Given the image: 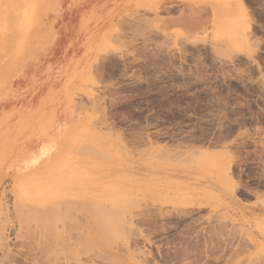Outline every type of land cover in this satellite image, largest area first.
Segmentation results:
<instances>
[{
	"label": "rangeland",
	"instance_id": "1",
	"mask_svg": "<svg viewBox=\"0 0 264 264\" xmlns=\"http://www.w3.org/2000/svg\"><path fill=\"white\" fill-rule=\"evenodd\" d=\"M166 1L0 0V264H264V0Z\"/></svg>",
	"mask_w": 264,
	"mask_h": 264
},
{
	"label": "crops",
	"instance_id": "2",
	"mask_svg": "<svg viewBox=\"0 0 264 264\" xmlns=\"http://www.w3.org/2000/svg\"><path fill=\"white\" fill-rule=\"evenodd\" d=\"M163 11L158 21L160 29L177 30L189 38L201 37L211 26H220L223 20L221 8L204 0H167Z\"/></svg>",
	"mask_w": 264,
	"mask_h": 264
},
{
	"label": "bare ground",
	"instance_id": "3",
	"mask_svg": "<svg viewBox=\"0 0 264 264\" xmlns=\"http://www.w3.org/2000/svg\"><path fill=\"white\" fill-rule=\"evenodd\" d=\"M219 10V9H218ZM218 12V14H219V11H217ZM155 18V17H154ZM11 20V19H10ZM49 146H52L51 144L49 145H45L44 146V148L41 150V153H40V157H42V160L45 162V163H48V162H51V160L53 161V159H55V157L57 156V153H58V149L59 148H54L53 149V147H49ZM53 149V150H52ZM53 151H56V153H54ZM34 165H30V166H28V168H27V166L25 167V168H23V169H18L17 170V172H16V179L20 182V183H26V182H31V181H33L34 179H36V177H37V175L39 174V173H37V171L34 169ZM42 178H43V175H42ZM54 194H56V196L54 195L53 197H55V198H53V199H59L60 201H61V206H52V208H55V210L54 211H52L51 213H49V214H45V213H47V211L46 212H44L43 211V215H41V217H39L40 219L42 218L43 220H40L39 219V223L41 224L42 223V225H43V228H44V223H46V224H49L50 225V227H51V230L53 229V232H51V234L50 235H53L52 233H54V235H55V237H53V239H56V238H58V237H56V232L57 233H59V230H57V228L56 227H58V224L61 226V224H62V227L61 228H65L66 227V222H65V220L63 219V212L61 211V209H63V207L65 206V208H68V203L67 202H69L70 204H73V200H70V199H67V196H66V190H61V191H59V192H57V193H54ZM29 203H31V202H29ZM57 204H59V202L57 203ZM54 205V204H53ZM77 206H79V205H77ZM25 207V206H24ZM31 207H35V206H31ZM44 208V207H43ZM40 209H42V208H40ZM42 210H44V209H42ZM45 210H46V208H45ZM51 211V210H50ZM38 213V212H37ZM86 214V213H85ZM38 215V214H37ZM82 216V215H81ZM88 217H90V218H94V216H92L91 214H86L85 215V219H87ZM23 219H25V218H23ZM22 219V220H23ZM36 221V220H35ZM24 222H25V220H24ZM38 222V221H37ZM61 222V223H60ZM97 222V221H96ZM39 223H36L35 222V224H39ZM39 224V225H40ZM42 225H40L41 227V229H43L42 228ZM30 227V226H29ZM38 226H36V228H37ZM0 229H1V227H0ZM38 229V228H37ZM41 229H39L40 231H41ZM55 229H56V231H55ZM65 230V229H64ZM38 230H36V232H37ZM45 231H47V230H45ZM44 231V232H45ZM61 231V230H60ZM46 233V232H45ZM44 233V234H45ZM48 234H49V232H47ZM62 232H60L59 234L61 235V236H63L62 234H61ZM47 234V235H48ZM37 235V234H36ZM35 235V236H36ZM49 235V236H50ZM53 235V236H54ZM83 235V234H82ZM35 236H34V238H35ZM38 236V235H37ZM37 236H36V238H37ZM46 236V235H45ZM61 236H59V240L61 239V242H65L64 241V237H61ZM41 237V236H40ZM43 237V236H42ZM58 239H56V241L57 242H59L58 241ZM63 239V240H62ZM37 240H39V238L37 239ZM36 240V241H37ZM41 240V239H40ZM39 240V241H40ZM38 241V242H39ZM43 241V240H42ZM55 241V242H56ZM94 240H92V242H93ZM44 243H45V241H43ZM48 243H49V241H47ZM54 241H53V243H55ZM61 242H59V246L61 247L62 246V244L64 245L65 243H62L61 244ZM69 242V241H68ZM81 242V241H80ZM79 242V243H80ZM35 243H37V242H35ZM34 243V244H35ZM38 244V243H37ZM37 244H35V245H37ZM40 244V243H39ZM55 244H57L58 245V243H55ZM54 244V245H55ZM61 244V245H60ZM69 244V243H68ZM93 244H94V242H93ZM43 245V244H42ZM57 245H55V247H57ZM66 245V244H65ZM88 245V244H87ZM41 246V245H40ZM44 246V245H43ZM42 246V247H43ZM46 246V245H45ZM50 246H52V243H51V245ZM86 246V245H85ZM94 246V245H93ZM96 246V245H95ZM38 247H39V245H38ZM41 247V249H43ZM47 247V246H46ZM53 247V246H52ZM60 247H58L59 248V250H61V248ZM86 247H88V246H86ZM91 247H92V245H91ZM48 248V247H47ZM54 248V247H53ZM53 248H51V249H53ZM58 248H55V249H58ZM81 248V247H80ZM83 248V247H82ZM49 249V248H48ZM63 249H64V247H63ZM93 249V248H92ZM40 250V249H39ZM90 250H91V248H90ZM57 251V250H56ZM62 251V250H61ZM84 251H86L85 249H84ZM93 251V250H92ZM80 252H82V251H80L79 250V253ZM85 253V252H84ZM81 254V253H80ZM79 255V254H78ZM80 259V258H79ZM79 261V260H78ZM80 263H81V261H80ZM78 264H79V262H78Z\"/></svg>",
	"mask_w": 264,
	"mask_h": 264
}]
</instances>
